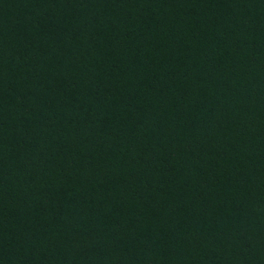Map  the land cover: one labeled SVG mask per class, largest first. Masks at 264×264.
Instances as JSON below:
<instances>
[{"label": "trees", "instance_id": "trees-1", "mask_svg": "<svg viewBox=\"0 0 264 264\" xmlns=\"http://www.w3.org/2000/svg\"><path fill=\"white\" fill-rule=\"evenodd\" d=\"M0 264H264V0H0Z\"/></svg>", "mask_w": 264, "mask_h": 264}]
</instances>
